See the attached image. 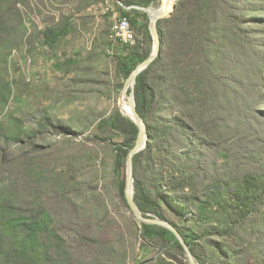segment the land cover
<instances>
[{
    "label": "trees",
    "instance_id": "trees-1",
    "mask_svg": "<svg viewBox=\"0 0 264 264\" xmlns=\"http://www.w3.org/2000/svg\"><path fill=\"white\" fill-rule=\"evenodd\" d=\"M111 1L136 37L123 44L109 37L112 24L105 30L104 44L115 49V68L126 79L149 56L152 37L147 13L123 5L159 0ZM73 29L71 16L62 15L33 39L55 52ZM157 31L159 54L137 74L133 91L147 132L133 156L134 202L143 214L168 220L197 264H264V0H176ZM10 92V82L0 84L2 103ZM95 128L87 137L111 144L118 194L129 209L125 163L137 126L116 108ZM85 131L41 110L30 124L1 135L16 149L10 156L0 147V264H127L111 242L89 235V222L54 223L48 201L63 193L47 181L55 177L51 158H44L50 144L35 140L54 133L68 141ZM66 228L77 234L78 249L63 237ZM137 228L141 245L160 251L138 264H188L169 229Z\"/></svg>",
    "mask_w": 264,
    "mask_h": 264
},
{
    "label": "rangeland",
    "instance_id": "rangeland-1",
    "mask_svg": "<svg viewBox=\"0 0 264 264\" xmlns=\"http://www.w3.org/2000/svg\"><path fill=\"white\" fill-rule=\"evenodd\" d=\"M160 4L161 0L148 8L156 9ZM119 14L111 0H0V84H11L7 101L2 103L0 97V147L13 156L16 145H9L1 135L15 132L19 122L30 124L41 110L79 130L88 129L73 140L54 133H49L46 141L35 140L50 144L44 158H51L55 177L47 181L56 182L63 193H54L48 201L55 212L54 223L71 226L87 221L89 235L111 242L127 257V264H138L160 251L141 245L137 237L138 223L118 194L111 144L87 137L89 132H97L100 117L120 109L125 79L115 68L111 55L115 49L109 50L104 44L105 30ZM62 15L71 16L74 29L54 52L33 37ZM121 139L116 134L112 137L113 141ZM26 153L32 154L30 149ZM62 235L78 249L77 234L71 228Z\"/></svg>",
    "mask_w": 264,
    "mask_h": 264
},
{
    "label": "water",
    "instance_id": "water-1",
    "mask_svg": "<svg viewBox=\"0 0 264 264\" xmlns=\"http://www.w3.org/2000/svg\"><path fill=\"white\" fill-rule=\"evenodd\" d=\"M174 4L168 12L164 10H160L158 12H155L153 15H151L150 9L148 7L124 6L123 5V7H125L126 9L137 8L147 13L148 18H149V24H148L149 32L151 34L152 42H153V50L150 52L149 56L146 59H144L142 62L137 64L136 67L131 71L129 76L125 79L122 90H121V97L119 99L121 100L123 96H126L127 100L131 103L132 115L127 116V117L136 124L137 129H138L135 144L129 150L126 156L124 196L129 206V209L131 210L138 224L143 223V224L159 225V226L169 229L178 239L180 244L182 245L187 263L197 264L189 246L186 244V242L184 241L181 234L177 231V229L168 220H165L163 218H160L152 214H143L139 210V208L137 207L133 199V156L145 147L146 140H147L146 124L144 120L141 118V116L139 115V113L137 112L136 107H135V98H134L133 91H134V86L136 82V76L139 72L145 69L151 63V61L159 54L160 38L158 35V31H157V21L160 18L170 15L171 11L174 8ZM119 110L123 114L121 108Z\"/></svg>",
    "mask_w": 264,
    "mask_h": 264
},
{
    "label": "bare ground",
    "instance_id": "bare-ground-1",
    "mask_svg": "<svg viewBox=\"0 0 264 264\" xmlns=\"http://www.w3.org/2000/svg\"><path fill=\"white\" fill-rule=\"evenodd\" d=\"M174 2L175 0H161L160 6L159 7L157 6L158 8L150 9L151 15H153L155 12H158L160 10H164L168 12L172 8ZM106 9H108V6ZM126 19H127L126 15H120L115 19L114 23L112 24L113 26L111 27V31L109 34L111 39L118 40L119 42H121V34H123V25ZM119 106L124 115L126 116L132 115L131 103L126 101V96H123L122 99L119 100Z\"/></svg>",
    "mask_w": 264,
    "mask_h": 264
},
{
    "label": "built area",
    "instance_id": "built-area-1",
    "mask_svg": "<svg viewBox=\"0 0 264 264\" xmlns=\"http://www.w3.org/2000/svg\"><path fill=\"white\" fill-rule=\"evenodd\" d=\"M136 42L135 32L131 27L129 18L127 17L123 25V34H121V43L133 45Z\"/></svg>",
    "mask_w": 264,
    "mask_h": 264
}]
</instances>
